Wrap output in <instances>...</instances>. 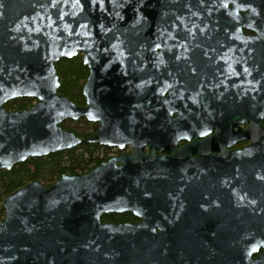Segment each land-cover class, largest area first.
<instances>
[{"label":"water","instance_id":"obj_1","mask_svg":"<svg viewBox=\"0 0 264 264\" xmlns=\"http://www.w3.org/2000/svg\"><path fill=\"white\" fill-rule=\"evenodd\" d=\"M176 50L208 54L209 73L229 83L220 98L227 91L256 115L251 145L211 175L224 181L231 228L200 236L186 255L193 264H264V0H0V170L84 143L143 150ZM80 55L84 107L59 94L56 67ZM25 98L36 105L5 109ZM80 119L97 132L82 139L62 127ZM173 166L135 153L49 189L30 183L4 201L0 264H147L158 254L148 238L101 216L135 211L145 182L177 177Z\"/></svg>","mask_w":264,"mask_h":264},{"label":"flooded vegetation","instance_id":"obj_2","mask_svg":"<svg viewBox=\"0 0 264 264\" xmlns=\"http://www.w3.org/2000/svg\"><path fill=\"white\" fill-rule=\"evenodd\" d=\"M245 33L255 36L251 31ZM208 56L201 51L174 52L169 91L162 106L158 103L155 107V127L151 130L154 140L143 150H134L132 144L122 150L93 144L94 154L101 161L91 171L112 159L133 157L135 153L142 158L154 155L175 165L172 172L177 177L145 182V193L137 196L142 203L135 211L101 216L104 225L135 227L142 237L148 238L158 254L147 264H193L186 247L196 244L204 234L227 231L234 220L231 207L222 204L228 199L220 194L224 181L211 175L215 173L217 177L223 161L251 145L256 115L249 107L240 106L227 91V97L220 98L229 83L209 73L208 64L213 60ZM11 102L5 105L6 110ZM36 103L34 100L32 106ZM92 124L98 130L99 125ZM260 125L264 126V119ZM140 246L144 247V243Z\"/></svg>","mask_w":264,"mask_h":264},{"label":"trees","instance_id":"obj_3","mask_svg":"<svg viewBox=\"0 0 264 264\" xmlns=\"http://www.w3.org/2000/svg\"><path fill=\"white\" fill-rule=\"evenodd\" d=\"M61 87L59 94L69 98L78 106H86L83 88L89 76V69L80 55L64 59L56 64ZM34 99H18L7 106L8 111H23L33 105ZM62 127L80 138L87 139L97 130V125L86 119L68 120ZM94 145L84 143L78 148L57 152L44 158H32L16 165L11 171L0 170V225L5 219V199L32 182L38 181L51 188L63 175L81 176L100 164L94 154Z\"/></svg>","mask_w":264,"mask_h":264}]
</instances>
